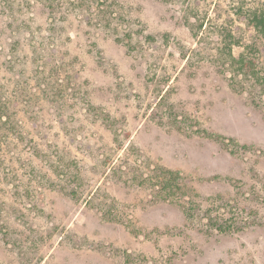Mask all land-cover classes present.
Instances as JSON below:
<instances>
[{
    "label": "rangeland",
    "instance_id": "obj_1",
    "mask_svg": "<svg viewBox=\"0 0 264 264\" xmlns=\"http://www.w3.org/2000/svg\"><path fill=\"white\" fill-rule=\"evenodd\" d=\"M238 7L264 0H0V264H264Z\"/></svg>",
    "mask_w": 264,
    "mask_h": 264
},
{
    "label": "trees",
    "instance_id": "obj_2",
    "mask_svg": "<svg viewBox=\"0 0 264 264\" xmlns=\"http://www.w3.org/2000/svg\"><path fill=\"white\" fill-rule=\"evenodd\" d=\"M235 14L238 17L240 23L255 32L261 48L248 47L249 52H245L244 46H237L233 44L232 46L228 47L226 54L228 58H230V65H234L236 73L241 74L243 76L250 75L254 77L256 74H258V71L256 70L257 63L255 61L257 56L255 55L264 53V10H251L238 7L235 11ZM239 49L241 50L239 51ZM252 56L255 59H248ZM167 186L169 187L168 184H165L164 189L167 190ZM164 198H168L171 201H176L180 199L177 198L173 187L168 188L167 194H165ZM213 225L217 226V222ZM216 230L225 231V228H223L221 225H218Z\"/></svg>",
    "mask_w": 264,
    "mask_h": 264
}]
</instances>
